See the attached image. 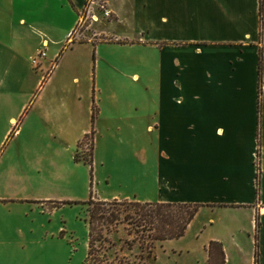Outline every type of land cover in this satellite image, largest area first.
Here are the masks:
<instances>
[{"label":"crops","instance_id":"0c3cea01","mask_svg":"<svg viewBox=\"0 0 264 264\" xmlns=\"http://www.w3.org/2000/svg\"><path fill=\"white\" fill-rule=\"evenodd\" d=\"M120 2L142 24L136 28L135 40L119 37L115 42L132 47L160 45L161 61L159 118L155 122L151 118V123L144 125L146 134L160 137L155 194L151 199L122 200L200 205L187 233L206 218L199 226V239L203 241L207 264H216L210 255L213 243L223 249L219 264L223 258L224 264L240 263L235 250L241 248L247 236L255 245L251 264H256L257 250L258 264H264L261 0ZM86 7L87 0H0V146L12 133H21L20 125L31 101L63 52L78 45L98 51L99 45L107 43L98 40V34L87 35L85 42L74 38ZM116 13L119 16L120 12ZM117 23H121L120 17ZM60 31L63 39L58 35ZM43 50L47 56L36 68L33 60ZM82 101L60 100L59 112L75 128L86 123L80 112ZM88 109L89 114L92 111ZM145 150L146 162H152V146ZM240 215L250 217L248 225L233 221ZM25 239L18 229L0 225V264H87L89 242L85 255L78 260L79 250L62 236L29 242Z\"/></svg>","mask_w":264,"mask_h":264},{"label":"rangeland","instance_id":"374dc122","mask_svg":"<svg viewBox=\"0 0 264 264\" xmlns=\"http://www.w3.org/2000/svg\"><path fill=\"white\" fill-rule=\"evenodd\" d=\"M93 1L100 21L91 20L86 8L74 38L85 42L87 35L98 34L97 39L107 43L98 51L78 45L63 52L31 101L21 133H12L0 146V225L18 229L26 242L62 236L79 250L78 260L89 242L88 206L83 203L91 198L151 199L159 175L160 137L146 134L144 125L159 118L160 45H119L115 38L135 40L142 22L120 0ZM97 4L111 10V17H104ZM119 17L121 23L116 24ZM58 35L64 38L61 31ZM60 100H84L80 112L85 126L70 124L59 112ZM149 146L152 162H146ZM205 220L184 239L158 244L156 262L134 243L136 236H130L125 226L110 236L114 246L103 249L98 243V256L107 260L104 264H207L199 239ZM236 220L248 225L250 217L240 215ZM246 238L235 250L241 262L233 264H251L255 245ZM219 256L215 248L214 263L219 264Z\"/></svg>","mask_w":264,"mask_h":264},{"label":"trees","instance_id":"16d2710c","mask_svg":"<svg viewBox=\"0 0 264 264\" xmlns=\"http://www.w3.org/2000/svg\"><path fill=\"white\" fill-rule=\"evenodd\" d=\"M264 0H261V12L263 14ZM260 100L263 94L262 66L260 68ZM261 104V102H260ZM261 145V142L259 143ZM261 149L258 151V159ZM93 163V162H91ZM258 177L256 187L258 192L261 187V167L258 162ZM88 206L89 228V255L87 264H104L106 259H100L97 248L98 243L103 249L106 245H115L110 236L119 233L121 226H125L129 235H135L134 243L141 245L144 253L148 254L152 262H156L155 254L157 245L167 241L180 240L184 238L190 225L195 220L202 206L193 204H171V203H142L130 200L101 201L91 198L83 203ZM260 223L257 222V232ZM219 250V255L224 257L221 245L213 243L210 255L214 256V249ZM256 264H258V250L256 252ZM224 264V258L223 263Z\"/></svg>","mask_w":264,"mask_h":264},{"label":"built area","instance_id":"2783aa9c","mask_svg":"<svg viewBox=\"0 0 264 264\" xmlns=\"http://www.w3.org/2000/svg\"><path fill=\"white\" fill-rule=\"evenodd\" d=\"M95 2L93 0H87V13L89 15V17L91 18V20H93L94 22H99L100 21V17H99V14L97 12H93V5L95 6ZM98 6V10L99 12L104 15V17H107V18H110L111 15H112V12L111 10H109L106 6L104 5H100V4H97ZM88 6L90 7V9H88ZM85 11L81 14V18H80V22H79V25L80 23L83 22L84 18H85ZM48 47V44H45L44 45V48H47ZM46 52L43 50V51H40L39 54L37 55V57L33 60V64H34V67L36 68H39L40 65H41V62L44 58H46Z\"/></svg>","mask_w":264,"mask_h":264}]
</instances>
